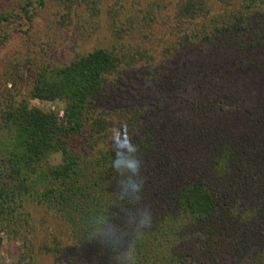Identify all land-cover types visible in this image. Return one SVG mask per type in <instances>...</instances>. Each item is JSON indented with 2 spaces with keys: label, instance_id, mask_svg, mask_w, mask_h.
Returning <instances> with one entry per match:
<instances>
[{
  "label": "trees",
  "instance_id": "trees-1",
  "mask_svg": "<svg viewBox=\"0 0 264 264\" xmlns=\"http://www.w3.org/2000/svg\"><path fill=\"white\" fill-rule=\"evenodd\" d=\"M174 5L175 45L149 74L158 92L151 111L97 107L109 78L135 58L109 48L39 66L27 98L0 105V250L2 229L23 227L31 202L65 226L67 264L85 256L115 264L129 244L135 264H264V0ZM11 18L0 11V46ZM28 99L60 101L62 116ZM129 129L153 213L140 236L111 166V140Z\"/></svg>",
  "mask_w": 264,
  "mask_h": 264
},
{
  "label": "rangeland",
  "instance_id": "rangeland-1",
  "mask_svg": "<svg viewBox=\"0 0 264 264\" xmlns=\"http://www.w3.org/2000/svg\"><path fill=\"white\" fill-rule=\"evenodd\" d=\"M174 3L175 0H0V11L12 14L10 22L2 25L8 38L0 46V105L12 97L27 98L31 73L39 66H61L94 49L109 48L134 54L135 58L120 76L109 78L96 100L97 107L130 109L139 105L151 111L158 92L149 74L161 57L169 55L162 49L171 48L176 41L172 32ZM138 51L145 52L146 57L138 55ZM28 102L31 107L58 116L63 110L60 101ZM59 159L55 155L50 162L55 164ZM26 211L29 216L26 224L21 222L23 227H4L1 231L0 264H26L29 257L36 264H67L66 260L74 256V247L65 226L34 203H27ZM79 264L100 262L85 256Z\"/></svg>",
  "mask_w": 264,
  "mask_h": 264
},
{
  "label": "clouds",
  "instance_id": "clouds-1",
  "mask_svg": "<svg viewBox=\"0 0 264 264\" xmlns=\"http://www.w3.org/2000/svg\"><path fill=\"white\" fill-rule=\"evenodd\" d=\"M133 135L134 132L129 129L112 138L111 147L114 149L115 155L111 166L120 176L119 198L132 206L125 211V216L133 226V236H140L144 230L151 227L153 213L151 208L143 203L145 182L141 172L142 157L138 144L133 141ZM106 222L107 217H102L99 221L101 225ZM105 231L104 228H99L98 234L105 235ZM119 239L116 231L107 232V241L113 247H118ZM115 264H135L134 247L129 244L127 248L123 249L116 258Z\"/></svg>",
  "mask_w": 264,
  "mask_h": 264
},
{
  "label": "built area",
  "instance_id": "built-area-1",
  "mask_svg": "<svg viewBox=\"0 0 264 264\" xmlns=\"http://www.w3.org/2000/svg\"><path fill=\"white\" fill-rule=\"evenodd\" d=\"M59 116H60V117L62 116V112L59 114Z\"/></svg>",
  "mask_w": 264,
  "mask_h": 264
}]
</instances>
